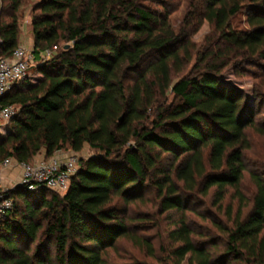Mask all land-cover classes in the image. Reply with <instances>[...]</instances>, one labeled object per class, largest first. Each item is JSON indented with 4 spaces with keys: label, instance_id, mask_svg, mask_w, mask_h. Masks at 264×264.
<instances>
[{
    "label": "trees",
    "instance_id": "1",
    "mask_svg": "<svg viewBox=\"0 0 264 264\" xmlns=\"http://www.w3.org/2000/svg\"><path fill=\"white\" fill-rule=\"evenodd\" d=\"M21 5L0 0V57L18 47ZM171 8L166 0H39L31 7L38 62L0 98L17 108L0 138V162L30 163L41 150L49 158L85 145L92 155L79 158L63 195L7 192L13 209L0 220V264H104L117 241L135 240L126 206L149 185L162 212L182 211L183 193L212 188L215 204L227 188L240 202L216 256L195 244L181 213L167 233L179 243L171 250L175 264H264V177L248 172L254 194L242 218L240 192L245 131L264 135V125L255 124L243 91L222 81L228 68L233 75L262 70L264 0H191L177 32ZM241 11L249 28L234 32L230 19ZM203 22L210 31L197 49L191 38Z\"/></svg>",
    "mask_w": 264,
    "mask_h": 264
},
{
    "label": "rangeland",
    "instance_id": "2",
    "mask_svg": "<svg viewBox=\"0 0 264 264\" xmlns=\"http://www.w3.org/2000/svg\"><path fill=\"white\" fill-rule=\"evenodd\" d=\"M39 0H22V5L18 12L19 25L24 26L28 12L31 7ZM156 2V0H153ZM161 1V0H159ZM171 11L169 21L171 28L177 32L180 28L183 17L188 11L191 0H166ZM200 0H193L196 5ZM156 8L155 4H152ZM231 30L234 32H243L248 30L244 11L237 13L230 19ZM29 36L32 37L30 29L26 26ZM210 28L206 22H203L200 29L191 38L198 49L209 33ZM28 44L27 40H25ZM64 44H60L62 47ZM195 60L193 56L187 70L191 68ZM29 64L27 77L33 74L34 64ZM264 68V62H263ZM259 70L254 67H243V74L233 75L232 68L223 72L222 81L225 84L233 85L243 91L246 100L252 107L253 120L257 126L264 125V69ZM255 75L260 77L255 78ZM258 97L254 100L253 94ZM169 100L171 96L169 95ZM253 99V100H252ZM152 117L149 118V121ZM250 148L244 152L243 163L245 167L240 192L243 198L241 218L245 216L250 208L254 186L250 182L248 172L252 171L259 176L264 177V135L255 133L251 129L245 131ZM92 155V151L86 146L81 152L83 158ZM78 158V157H77ZM162 166H167L168 159L161 161ZM181 187L180 182H176ZM215 189L209 190L208 194L183 193L184 209L182 211L162 212L159 207L160 197L152 185L147 186L141 196L134 202L126 206V218L128 226L135 240L120 239L115 246L108 249L103 255L104 264H175L172 258L171 250L179 245L173 243L167 238V233L176 228L177 220L182 215L191 231V238L195 244H203L206 249L213 254L219 255L224 251L227 231L231 228L233 218L239 207L237 198L231 196L232 190L227 188L223 200L219 204L214 203L213 193ZM36 203L38 200H34ZM17 202V200H16ZM114 202H119L115 199ZM142 241H147L152 249L149 255ZM34 244L30 246L33 247Z\"/></svg>",
    "mask_w": 264,
    "mask_h": 264
},
{
    "label": "built area",
    "instance_id": "3",
    "mask_svg": "<svg viewBox=\"0 0 264 264\" xmlns=\"http://www.w3.org/2000/svg\"><path fill=\"white\" fill-rule=\"evenodd\" d=\"M56 50L57 47L54 46L40 53V60L50 59ZM33 61L32 50L23 47H17L8 58L0 57V98L25 80L28 66ZM16 113V107L0 105V128L7 125ZM78 160L75 155L63 156L56 152L51 157L34 163H19V180L10 189L4 188L2 169L10 166L11 159L0 162V220L13 209V201L7 192L16 187L23 188L27 192L46 189L59 195L65 194L77 171Z\"/></svg>",
    "mask_w": 264,
    "mask_h": 264
},
{
    "label": "crops",
    "instance_id": "4",
    "mask_svg": "<svg viewBox=\"0 0 264 264\" xmlns=\"http://www.w3.org/2000/svg\"><path fill=\"white\" fill-rule=\"evenodd\" d=\"M26 26L29 27L30 32H31L29 12H28V16L26 18L25 25L23 27L19 25V31L20 32H19V38H18V47H23L27 50H32V48H33V37L29 36V32L27 31ZM31 35H32V33H31ZM25 40H27L28 44H26ZM34 61H35L34 64L36 65L38 62V56H36V58L34 56ZM31 64H33V63H31ZM16 86H17V88H20L21 85L18 84ZM7 134H8L7 125L2 126L0 128V138L6 137ZM86 146L87 145H85L84 147H86ZM81 152L73 153L71 151H58L57 154H61L63 156L75 155L79 159V158H83V156H81ZM43 158H45V154H44V150H41L39 153H37L31 159L30 163H34V162H36L40 159H43ZM2 176H3L4 188H6V189L12 188L15 184H17L19 177H20L19 163L11 159L10 166L2 169Z\"/></svg>",
    "mask_w": 264,
    "mask_h": 264
},
{
    "label": "water",
    "instance_id": "5",
    "mask_svg": "<svg viewBox=\"0 0 264 264\" xmlns=\"http://www.w3.org/2000/svg\"><path fill=\"white\" fill-rule=\"evenodd\" d=\"M68 48V46L67 45H65L64 47H63V49H67ZM121 120V119H120Z\"/></svg>",
    "mask_w": 264,
    "mask_h": 264
}]
</instances>
